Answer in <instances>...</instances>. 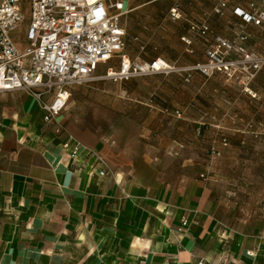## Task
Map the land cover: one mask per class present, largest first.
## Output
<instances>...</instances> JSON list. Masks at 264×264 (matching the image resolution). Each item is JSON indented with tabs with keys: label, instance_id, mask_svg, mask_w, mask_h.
<instances>
[{
	"label": "crops",
	"instance_id": "crops-1",
	"mask_svg": "<svg viewBox=\"0 0 264 264\" xmlns=\"http://www.w3.org/2000/svg\"><path fill=\"white\" fill-rule=\"evenodd\" d=\"M180 1L189 9L175 0H123L124 52L127 40L139 57L170 64L155 37L161 32L177 41L176 59L192 52L190 26L217 0ZM251 1L264 9V0H231L226 11L239 22L235 8ZM246 34L244 47L264 52V24L249 23ZM250 87L244 107L228 112L242 124L226 128L223 157L161 160L135 145L127 159L80 137L105 157L104 175L91 154L70 156L65 134L31 96L1 92L0 264H264V152L255 155L251 137L264 121V70Z\"/></svg>",
	"mask_w": 264,
	"mask_h": 264
},
{
	"label": "rangeland",
	"instance_id": "rangeland-1",
	"mask_svg": "<svg viewBox=\"0 0 264 264\" xmlns=\"http://www.w3.org/2000/svg\"><path fill=\"white\" fill-rule=\"evenodd\" d=\"M175 1L185 3V8L190 7L185 1ZM124 2L127 3V0ZM23 10L25 20L22 30L12 33L21 51L24 49L21 41L23 31L29 21L28 6L24 5ZM203 20L207 21L212 32L206 37L192 35V52H185L178 59L172 53L178 49L177 41L165 35L161 37L162 32L155 36L165 52L162 58L169 59L168 63L180 68L179 71L119 80L104 77L107 68L118 70L117 58L100 65L95 74L71 89L62 133L65 136L72 134L81 143L80 137L91 144H100L109 150L110 155L118 154L127 159L133 158L135 145L143 153H149L146 148H153L161 160L191 156L205 161L209 157L207 155H214L212 150L217 148L221 153L215 156L223 157L224 148L227 147L223 141L226 138L229 142L226 128L229 123L242 124L229 118L228 112L234 107L243 108V97L253 93L245 91L237 66L231 71L212 69L206 73L197 69V64L208 63L206 50L215 44L216 34L231 40L236 48L244 46L237 37L241 30L240 22L233 18L230 11L215 15L204 6L202 16L193 22ZM126 50L134 62L143 64L153 57L151 54L139 57L137 47L127 40ZM253 52L264 55V52ZM225 57L236 61L241 56L233 50ZM244 126V129L255 128L253 123ZM259 127L255 128L259 134H251L254 146H257L255 155L264 152V147H261L264 145V121ZM100 156L105 160L102 154Z\"/></svg>",
	"mask_w": 264,
	"mask_h": 264
},
{
	"label": "built area",
	"instance_id": "built-area-1",
	"mask_svg": "<svg viewBox=\"0 0 264 264\" xmlns=\"http://www.w3.org/2000/svg\"><path fill=\"white\" fill-rule=\"evenodd\" d=\"M231 0H217L213 12L224 15ZM29 8V21L23 31L24 49L17 48L12 33L20 32L25 20L23 6ZM235 14L242 18L238 39L246 41L247 25L264 24V9L251 1L249 9L240 6ZM126 13L123 0H0V93L22 90L31 96L44 113L47 123L64 127L58 118L70 96V88L81 85L91 77L99 64L118 58V70L109 68L104 77L119 80L154 73L179 71L159 58L138 63L124 52L125 30L121 17ZM173 17L178 16L175 9ZM198 36L206 37L210 26L206 20L190 26ZM190 43L189 39H185ZM233 50L240 53L239 60L231 61L225 56ZM208 63L197 64L206 73L212 69L231 71L238 67L242 74L244 89L252 94L251 82L264 69V55L248 51L244 46L236 48L231 40L215 37V44L206 50ZM227 140H224V145ZM62 147L70 149V156L80 152L91 154L105 174L107 162L93 148L78 141L72 134L66 135ZM212 154L219 155L218 150ZM205 179L206 175L201 174ZM264 208V206H263ZM188 220L183 218L182 225ZM253 256L255 253L247 251Z\"/></svg>",
	"mask_w": 264,
	"mask_h": 264
},
{
	"label": "trees",
	"instance_id": "trees-1",
	"mask_svg": "<svg viewBox=\"0 0 264 264\" xmlns=\"http://www.w3.org/2000/svg\"><path fill=\"white\" fill-rule=\"evenodd\" d=\"M198 22H200V21H198ZM239 22H240V23L243 22L242 18H240V17H239ZM193 34H195V33H193ZM196 35H197V34H196ZM201 37H202V36H201ZM111 60H112V59H111ZM108 62H111V61H108ZM108 62H107V63H108ZM263 70H264V69H263ZM263 70H261V71H263ZM261 71H260V72H261ZM260 72H259V73H260ZM259 73H258V74H259ZM258 74H257V75H258ZM256 77H257V76H256ZM256 77H255V78H256Z\"/></svg>",
	"mask_w": 264,
	"mask_h": 264
}]
</instances>
